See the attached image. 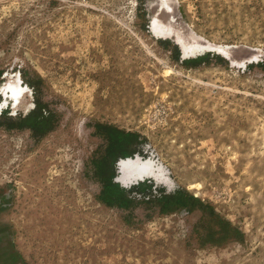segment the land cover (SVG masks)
<instances>
[{"label": "rangeland", "instance_id": "1", "mask_svg": "<svg viewBox=\"0 0 264 264\" xmlns=\"http://www.w3.org/2000/svg\"><path fill=\"white\" fill-rule=\"evenodd\" d=\"M160 1L0 0V88L55 121L0 128V264H264V0ZM96 124L142 138L127 208L97 200Z\"/></svg>", "mask_w": 264, "mask_h": 264}, {"label": "trees", "instance_id": "2", "mask_svg": "<svg viewBox=\"0 0 264 264\" xmlns=\"http://www.w3.org/2000/svg\"><path fill=\"white\" fill-rule=\"evenodd\" d=\"M34 107L26 115L6 116L0 115L2 123L0 127L6 130H29L37 140L42 139L55 129L54 115L46 111L45 107L34 98ZM96 129L104 136L107 147L104 157L95 163V174L101 184V191L97 200L109 208H127L131 194L142 187L144 182H138L129 188H122L113 181L115 177L114 163L117 158L133 157L139 154L141 148L131 149L133 145H142V138L136 132H126L114 125L96 124ZM183 193V192H182ZM178 191L176 194H182ZM174 197L165 195L161 198L167 206ZM193 207L200 206L201 202L193 196H188ZM176 205V204H175ZM177 206V205H176Z\"/></svg>", "mask_w": 264, "mask_h": 264}, {"label": "bare ground", "instance_id": "3", "mask_svg": "<svg viewBox=\"0 0 264 264\" xmlns=\"http://www.w3.org/2000/svg\"><path fill=\"white\" fill-rule=\"evenodd\" d=\"M150 2L153 0H149ZM160 1V0H158ZM157 7L160 8V10H162V12L167 13V16L169 15L170 18L171 16V10L169 9L168 5H166V2L164 1H160L159 6L157 5ZM157 22H159L158 17H154L152 20V24H151V32L152 34H157ZM168 39L172 40L174 43H176L179 48L181 49V51L183 52V56L184 57H188V56H197L201 53V51H189L187 47L185 41L183 38H173L168 37ZM196 49V48H195ZM19 74L16 73L14 76H12V79L8 80L7 82H5L1 88L0 91L1 93H3L5 95L6 98L9 99V107L10 110L12 111L11 115H15L17 112L21 113V114H28L29 111L33 108L34 104L31 101V99L28 98L26 91H27V87H24L19 80ZM31 96V95H30ZM133 169V171H132ZM141 170V164L138 163L135 159L133 158H123L121 160H119L118 163V171L120 174L124 175V173H131L129 174L128 177H130V175H132V172H137L139 173ZM140 174V173H139ZM139 174H134L136 175L134 178L137 180H140L141 176L139 177ZM147 174H145L144 176H146ZM121 176V175H120ZM126 179V178H125ZM125 179H123V176L119 177L116 181L119 182V184H121L123 187H128V183ZM130 181V180H129Z\"/></svg>", "mask_w": 264, "mask_h": 264}, {"label": "crops", "instance_id": "4", "mask_svg": "<svg viewBox=\"0 0 264 264\" xmlns=\"http://www.w3.org/2000/svg\"><path fill=\"white\" fill-rule=\"evenodd\" d=\"M34 107V106H33ZM33 109V108H32ZM0 114H2V113H0ZM2 118L0 117V124L2 123V120H1ZM0 128H3V127H0ZM4 129V128H3ZM119 129H121V128H119ZM6 130V129H5ZM121 130H123V129H121ZM9 131V130H8ZM10 131H13V130H10ZM14 131H29V130H14ZM124 131H126V130H124ZM30 132V131H29ZM53 132V131H52ZM126 132H128V131H126ZM31 133V132H30ZM51 133V132H50ZM49 133V134H50ZM32 134V133H31ZM48 135V134H47ZM46 135V136H47ZM33 136V135H32ZM45 136V137H46ZM45 137H43V138H45ZM34 138V137H33ZM42 138V139H43ZM35 140H37L36 138H34ZM42 139H40V140H42ZM137 147H140V148H142V145H133L132 147H131V149H135V148H137ZM136 155V154H135ZM134 155V156H135ZM133 156V157H134ZM128 158H132V157H128ZM121 159H123L122 157H119V158H117L116 159V161H115V163H114V172H115V177L113 178V181L115 182V183H118L119 184V182H117L116 180L120 177L119 175V171H118V163H119V160H121ZM117 173L119 174L118 176H117ZM129 181V180H128ZM134 184H136V183H134ZM101 185V184H100ZM122 188H129L130 186H128V187H123L121 184H119ZM132 185V184H131ZM100 191H101V189H100ZM99 194H100V192H99Z\"/></svg>", "mask_w": 264, "mask_h": 264}]
</instances>
